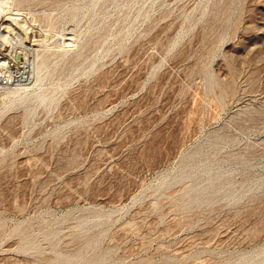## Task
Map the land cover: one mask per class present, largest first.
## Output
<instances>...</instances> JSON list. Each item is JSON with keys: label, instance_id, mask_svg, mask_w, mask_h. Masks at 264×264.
<instances>
[{"label": "rangeland", "instance_id": "1", "mask_svg": "<svg viewBox=\"0 0 264 264\" xmlns=\"http://www.w3.org/2000/svg\"><path fill=\"white\" fill-rule=\"evenodd\" d=\"M13 17L41 78L0 88V264H264V0Z\"/></svg>", "mask_w": 264, "mask_h": 264}, {"label": "bare ground", "instance_id": "2", "mask_svg": "<svg viewBox=\"0 0 264 264\" xmlns=\"http://www.w3.org/2000/svg\"><path fill=\"white\" fill-rule=\"evenodd\" d=\"M19 30H20V25L18 26V23H17V20L15 19V17L4 18V19L0 20V88H4V89L7 88L8 89V86H7L8 81L6 82V79H7V77L10 76L9 78H12L14 86H13V88H11V91L10 90L8 91L9 95H12L13 100L15 102L17 101L18 103H23L24 102V100H22L23 94H21V92L23 90L29 89L33 85H36L37 82L41 78V73L38 70V68L35 67L34 64L31 62V59H26V61L25 62L23 61L22 63H19L18 60H17V62L13 61V60L12 61H6L5 57L8 54L6 43H9V40H10V42L12 40L15 41V39L12 38L13 37L12 33L16 34L15 36L17 37L20 35ZM66 40L69 41V37H66ZM25 42L30 44L28 48H25V50L27 52H30V50H32V42H30L29 40L25 41ZM21 51H23V50H21ZM9 56H10V53H9ZM15 56L20 57V55L18 53H16ZM39 98L42 101H44L46 99V96L44 93H40Z\"/></svg>", "mask_w": 264, "mask_h": 264}]
</instances>
